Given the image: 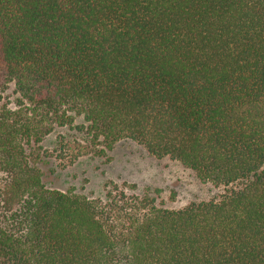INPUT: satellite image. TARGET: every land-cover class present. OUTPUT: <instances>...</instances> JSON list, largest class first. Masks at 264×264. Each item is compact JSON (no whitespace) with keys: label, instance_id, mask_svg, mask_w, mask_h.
I'll return each mask as SVG.
<instances>
[{"label":"trees","instance_id":"obj_1","mask_svg":"<svg viewBox=\"0 0 264 264\" xmlns=\"http://www.w3.org/2000/svg\"><path fill=\"white\" fill-rule=\"evenodd\" d=\"M58 128L223 192L48 186L82 153ZM0 174V264H264V0H0Z\"/></svg>","mask_w":264,"mask_h":264},{"label":"rangeland","instance_id":"obj_2","mask_svg":"<svg viewBox=\"0 0 264 264\" xmlns=\"http://www.w3.org/2000/svg\"><path fill=\"white\" fill-rule=\"evenodd\" d=\"M66 133L71 151L80 152L77 160L67 167L61 163L67 161L56 156L44 164L45 180L48 186L64 190H73L79 194L98 196L102 193L105 182L114 181L132 188L137 192L151 190L158 202L168 208H181L192 201L209 200L223 192L209 183L202 182L196 174L180 162L168 157L157 158L134 141L123 139L113 148L100 155L92 152L81 140V132L76 129L58 128L45 141V149L54 152L56 137ZM1 177V174H0ZM136 187V188H135Z\"/></svg>","mask_w":264,"mask_h":264}]
</instances>
